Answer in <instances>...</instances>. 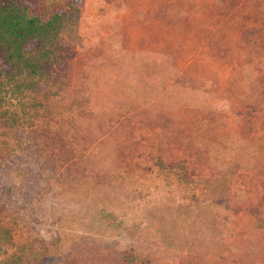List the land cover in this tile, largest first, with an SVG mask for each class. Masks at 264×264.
<instances>
[{
  "label": "rangeland",
  "instance_id": "obj_1",
  "mask_svg": "<svg viewBox=\"0 0 264 264\" xmlns=\"http://www.w3.org/2000/svg\"><path fill=\"white\" fill-rule=\"evenodd\" d=\"M70 41L0 119V264H264V0H82Z\"/></svg>",
  "mask_w": 264,
  "mask_h": 264
},
{
  "label": "trees",
  "instance_id": "obj_2",
  "mask_svg": "<svg viewBox=\"0 0 264 264\" xmlns=\"http://www.w3.org/2000/svg\"><path fill=\"white\" fill-rule=\"evenodd\" d=\"M32 0H0V119L8 106L46 92L66 70L82 0H65L47 19L32 11ZM13 121L15 116L10 115Z\"/></svg>",
  "mask_w": 264,
  "mask_h": 264
}]
</instances>
